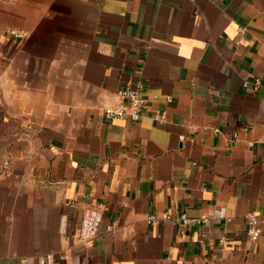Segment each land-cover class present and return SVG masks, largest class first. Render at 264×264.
<instances>
[{
	"label": "crops",
	"instance_id": "1",
	"mask_svg": "<svg viewBox=\"0 0 264 264\" xmlns=\"http://www.w3.org/2000/svg\"><path fill=\"white\" fill-rule=\"evenodd\" d=\"M126 87L141 119L107 121ZM48 254L264 264V0H0V264Z\"/></svg>",
	"mask_w": 264,
	"mask_h": 264
},
{
	"label": "built area",
	"instance_id": "2",
	"mask_svg": "<svg viewBox=\"0 0 264 264\" xmlns=\"http://www.w3.org/2000/svg\"><path fill=\"white\" fill-rule=\"evenodd\" d=\"M17 37H21L20 34H14ZM243 86H251L253 90H256L261 86L259 80H254L252 82L244 81ZM118 102L113 106H106L102 108L103 117L107 121L111 120H130L137 122L141 119L143 114V109L147 104L146 98L140 93L137 88L126 87L120 89L116 93ZM5 173L9 171V165L7 162H3L1 165ZM162 220L164 221H175L179 224H197L205 223L206 220H197L194 218H189L186 214L182 213L178 216H173L170 211L163 214ZM158 220L154 217H150L147 220L148 224H155ZM244 222L246 225V236L251 242H255L258 239V232L256 230L257 219L252 214H247L244 217ZM100 223V216L98 213L91 212L86 214L80 221L79 228L76 234L71 236V239H75L80 244H90L98 234V228ZM40 264H54V259L52 255H45L40 261ZM21 264H24L23 262Z\"/></svg>",
	"mask_w": 264,
	"mask_h": 264
}]
</instances>
